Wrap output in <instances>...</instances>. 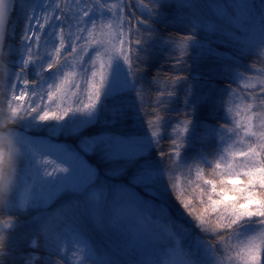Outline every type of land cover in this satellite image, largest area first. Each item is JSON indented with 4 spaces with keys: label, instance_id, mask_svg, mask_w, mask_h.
<instances>
[{
    "label": "snow or ice",
    "instance_id": "obj_1",
    "mask_svg": "<svg viewBox=\"0 0 264 264\" xmlns=\"http://www.w3.org/2000/svg\"><path fill=\"white\" fill-rule=\"evenodd\" d=\"M0 264H264V0H0Z\"/></svg>",
    "mask_w": 264,
    "mask_h": 264
},
{
    "label": "trees",
    "instance_id": "obj_2",
    "mask_svg": "<svg viewBox=\"0 0 264 264\" xmlns=\"http://www.w3.org/2000/svg\"><path fill=\"white\" fill-rule=\"evenodd\" d=\"M198 2L201 3V4H203L204 3V0H198ZM209 2H210V0H209ZM229 2L231 3L232 0H229ZM222 11H223L222 9H218L217 10L218 14H222ZM65 140L68 141L71 144L74 142L73 138H70V137L65 138Z\"/></svg>",
    "mask_w": 264,
    "mask_h": 264
},
{
    "label": "rangeland",
    "instance_id": "obj_3",
    "mask_svg": "<svg viewBox=\"0 0 264 264\" xmlns=\"http://www.w3.org/2000/svg\"><path fill=\"white\" fill-rule=\"evenodd\" d=\"M236 2L238 3L239 0H236ZM49 132L51 133V132H53V130H49ZM64 137L67 138V136H64ZM65 138H64V139H65ZM61 140H62V142L67 143L66 141H64V140L62 139V137H61ZM68 144H69V143H68ZM129 150H133V149L130 148ZM140 246H141V247H145V246H146V245H145V242L141 241V242H140Z\"/></svg>",
    "mask_w": 264,
    "mask_h": 264
}]
</instances>
